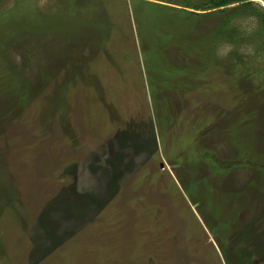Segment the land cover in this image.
I'll return each mask as SVG.
<instances>
[{
	"label": "rangeland",
	"instance_id": "rangeland-1",
	"mask_svg": "<svg viewBox=\"0 0 264 264\" xmlns=\"http://www.w3.org/2000/svg\"><path fill=\"white\" fill-rule=\"evenodd\" d=\"M210 1L0 0V264H264V0Z\"/></svg>",
	"mask_w": 264,
	"mask_h": 264
},
{
	"label": "clouds",
	"instance_id": "clouds-1",
	"mask_svg": "<svg viewBox=\"0 0 264 264\" xmlns=\"http://www.w3.org/2000/svg\"><path fill=\"white\" fill-rule=\"evenodd\" d=\"M44 2H45V0H41V5H43ZM250 25H251V20L249 18H245V19L241 20L240 22H238V26L240 27V30L242 31V33L244 35H250L251 34L252 26H250ZM233 51H236L234 45L227 43V42H223L217 47L216 54H217L218 58L225 59ZM238 53L240 55H243V56L254 55V47L252 45H242L239 48ZM16 60L19 63L20 57L18 55L16 56Z\"/></svg>",
	"mask_w": 264,
	"mask_h": 264
},
{
	"label": "trees",
	"instance_id": "trees-1",
	"mask_svg": "<svg viewBox=\"0 0 264 264\" xmlns=\"http://www.w3.org/2000/svg\"><path fill=\"white\" fill-rule=\"evenodd\" d=\"M229 0H220V1H210V4L214 7V8H219V7H224L227 5V2ZM230 1H235V2H238L240 0H230ZM244 1H247V0H244ZM193 10H200V7H194Z\"/></svg>",
	"mask_w": 264,
	"mask_h": 264
}]
</instances>
